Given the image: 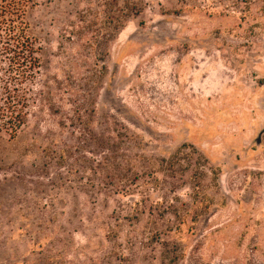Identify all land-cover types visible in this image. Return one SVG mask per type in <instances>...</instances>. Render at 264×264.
Listing matches in <instances>:
<instances>
[{
	"label": "rangeland",
	"instance_id": "374dc122",
	"mask_svg": "<svg viewBox=\"0 0 264 264\" xmlns=\"http://www.w3.org/2000/svg\"><path fill=\"white\" fill-rule=\"evenodd\" d=\"M26 18L41 69L0 135V264H264V0Z\"/></svg>",
	"mask_w": 264,
	"mask_h": 264
},
{
	"label": "trees",
	"instance_id": "16d2710c",
	"mask_svg": "<svg viewBox=\"0 0 264 264\" xmlns=\"http://www.w3.org/2000/svg\"><path fill=\"white\" fill-rule=\"evenodd\" d=\"M32 5L33 0H0V135L17 134L31 113V85L41 69L37 40L26 18Z\"/></svg>",
	"mask_w": 264,
	"mask_h": 264
}]
</instances>
